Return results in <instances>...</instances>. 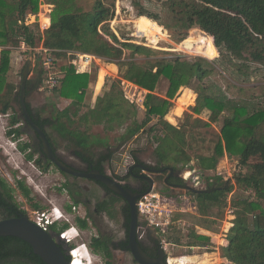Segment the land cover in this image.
Masks as SVG:
<instances>
[{
	"label": "trees",
	"instance_id": "1",
	"mask_svg": "<svg viewBox=\"0 0 264 264\" xmlns=\"http://www.w3.org/2000/svg\"><path fill=\"white\" fill-rule=\"evenodd\" d=\"M39 1L0 0V113L12 111L6 134L18 138L26 129L33 133L25 122L18 118V113L13 108L15 85L6 82L4 78L9 69L10 48L26 45L33 50L41 43L43 48L50 50L56 60L66 58L68 52H80L98 57L107 63H114L118 68L119 78L112 81L111 89L124 79L150 91L143 102L145 118L141 122L136 120L135 106L129 103L121 91L111 89L97 96L92 107H85L80 111L85 84L65 80L52 91L58 96L59 101L68 99V102L60 110H56L53 117L40 116V113L27 102V110L33 121L43 129L48 139L52 133L46 131L47 127L54 133L64 129L70 131L78 121V127L70 132L67 140L70 142L69 146L79 148V153L83 154L91 153L94 144L88 132L92 125H102L107 132L121 130L115 138L119 142L118 147L141 131L149 117L153 115L157 117V122L154 128L151 127L149 130L153 131L159 127L163 132L161 136L155 137L153 153L157 166L162 164L164 167L183 170L193 160L195 164L193 170L212 171L224 155L237 156L240 165L249 166V173L237 175L234 184L229 182V187L224 189L226 182L220 177L214 179L207 177L202 189L215 188L214 191L188 194L195 200L198 214L206 217L211 207L227 205L226 197L235 187L229 198L233 210L232 225L226 233L227 244L220 247V257L226 259L229 264H264V141L253 134L258 125L264 124V108L253 107L243 110L239 115L237 113L227 115L222 121L220 135L216 137L209 154H193L190 151L192 129L210 127L212 123L217 122L218 116L229 104L227 99L226 102H222L207 91L209 88L205 79L218 68L224 73L229 70L231 73L245 75L247 80L251 63L264 66V0H155L157 3L153 11L139 0H131L137 19L148 25L155 24L161 33L164 34L163 30H175L176 27L187 29L192 35L188 36L189 39H185L187 33L179 28L171 34L178 43L185 39V45L192 46V51L196 53L203 52L204 49L196 44L192 45L198 41L193 35L199 29L209 35L204 37L200 34L203 39L209 41L212 49H217L218 56L212 60L195 57L191 62L179 56L163 57L160 54L165 51L128 42L127 39L119 40L107 24L114 16V0H93L87 11L77 7L75 0H43L53 5L54 13L49 28L41 33L37 23L27 25L24 22L26 17L37 13ZM40 7L43 23L47 25V10L42 3ZM192 37L194 38L191 39ZM126 51L129 52L128 58H125ZM138 56L142 57L140 59L142 61L136 60ZM35 59L37 69L40 60L38 56ZM65 71L71 73L67 68ZM46 78L45 71L39 69L33 81L27 80L26 93L46 84ZM160 78L168 82L165 97L153 93ZM102 79L103 71L100 70L96 91L100 89ZM193 82L196 83L195 87L191 86ZM182 86L192 87L193 95L188 100L191 92L185 90L177 99L173 114L179 117L187 104L186 108L198 113L207 110L208 121L197 117L191 119L192 116L185 113V119L191 121L177 127L164 119L173 106L170 99H173ZM69 92H72L71 97H67ZM168 120L173 122V119ZM235 134L237 137L233 140ZM33 135L37 138L35 134ZM20 149L26 150L27 160H31L33 154L40 151L35 144L30 143H23ZM110 154L111 152L107 151L106 157ZM132 155L139 161L135 157V152ZM46 170L45 166L43 171ZM196 177L199 178L198 175ZM179 181L183 183V180ZM199 183L195 181L194 187H198ZM17 184L27 195L28 191L22 183ZM147 187L148 185L144 184L139 188V192L144 193ZM162 194L174 197V194L169 192ZM33 207L40 209L37 204H33ZM22 215L26 213L13 214L15 217ZM10 216L12 217V214L6 217ZM64 228L61 227L60 230ZM186 236L189 246L209 242L208 237L198 235L193 230ZM174 240L179 241L176 236ZM14 243H18L24 249L21 251L16 249L18 246ZM31 251L30 245L19 238L0 237V264L20 262L28 264L30 261L34 264H45L37 255L28 256L27 252Z\"/></svg>",
	"mask_w": 264,
	"mask_h": 264
},
{
	"label": "rangeland",
	"instance_id": "2",
	"mask_svg": "<svg viewBox=\"0 0 264 264\" xmlns=\"http://www.w3.org/2000/svg\"><path fill=\"white\" fill-rule=\"evenodd\" d=\"M139 1L149 10H155V4L157 3L155 0H151L152 2H147V0ZM92 2L93 0H75L76 6H79L82 11L89 10ZM41 3L45 5V10H47V25L49 26L51 24L52 14L54 13L53 5L47 4L43 0ZM41 3L39 1L37 13L26 17L24 21L25 24L33 25L37 23V25L40 27V24H42L43 21L40 13ZM114 4V16L107 21V24L121 41H125L127 39L126 41L128 42L144 45L158 51H165L163 53L160 52V56L167 58L179 56L188 62L193 61L195 57H205L208 60H212L219 54L218 51H216L217 49H212L211 46H209V41L202 38L200 34H202L204 37L209 35L200 29L193 35L198 41L192 45L196 44V46H200L205 51L203 50V52L196 53L192 51L190 45H185V47H182L180 42L178 43L174 41V36L171 33L176 31V29L179 27H176L175 30H163V34L156 29L155 24L148 25L137 19L136 10L134 7H132L131 0H114ZM159 26L164 27L162 25ZM179 30H183L187 33V38L185 39H189L188 36H192L185 28H179ZM40 32L42 33L41 29ZM193 38L194 37L191 39ZM42 48L43 47L41 43L37 47L33 48V50L26 45L10 48L9 69L7 70L4 78L6 82H10L15 85L14 92L16 91L17 86L20 84L21 72L25 62L28 61V59H31V70L28 80L33 81L37 77L38 71L41 69V63L43 61V56H41L43 53L40 51L43 50ZM128 54L129 52L126 51L125 58H128ZM36 56H38L40 60V65L36 67L37 69H35ZM70 57L71 56L67 55L66 58H58L57 67L58 70L64 74L62 78L63 80L61 79V81L65 80L69 81L70 83L85 84V90L84 94L82 95V101L80 105L81 111L82 106L89 107L90 105H93L95 100L94 98L102 95L108 89H111L110 85L112 81L119 78L118 68L114 63H107L100 59L92 62L93 64L89 65L86 70H83L85 72L82 74H75L73 65L68 63ZM141 58L142 57L138 56L136 60L142 61L140 60ZM66 68L71 70V73H65ZM100 70L103 71L102 85L100 89L96 91L95 87ZM238 75L239 74L231 73L229 70L224 73L222 70L217 68L214 74H211L205 79V83L209 88L207 91L214 94V96L222 102H226L227 99L229 104L228 107L224 108L220 113L217 122L212 123L210 127L192 129L193 137H191V153H200L206 155L210 153L211 146H213L216 137L220 135L222 121L227 115H232L235 113L239 115L243 110H248L250 108L252 109L253 107L259 109L264 108V66L251 63L250 74L247 80L245 75ZM127 82L124 81V79H121V82L116 83L117 85H115V87L111 90L122 92L123 96L129 101V103H132L135 106L136 120L137 122H141L145 118L143 102L145 96L150 91L140 88L133 83L130 85ZM195 84L196 83L193 82L191 86L195 87ZM167 87L168 82L164 78H160L158 84L153 90V93L165 97L164 95ZM192 87H180L173 99H170L173 106L171 107L168 114L165 115L164 119L174 126L178 127L183 123H189L191 119L196 117L202 119L203 121H208L209 112L207 110L198 113V111L186 108L187 104L185 107H183V111L179 117L173 114V110L176 107V101L182 94H184L185 90L191 92L189 99L192 97ZM40 89L41 88L38 87L29 92L27 96L28 103L34 110L40 113V116L53 117L56 114V110H60V108L63 107V104L59 102L58 96L54 94L53 91ZM14 96L15 95L13 94V97ZM71 96L72 92H69L67 97ZM12 105L14 110H16L18 113V96H16V98L12 101ZM11 113L12 111H8L6 114L0 113V178L11 187L15 195V199H17L20 207L26 209V211L31 212V210H33V207H31L30 203H38L42 209L49 208L50 206H57L60 208V204L62 203L63 199L60 198V193L57 189L56 183L59 173H57L55 169L48 172H42L37 168V166L34 165V162L32 161L33 158L31 160L25 159L26 150H21L20 146L24 141L29 139L32 140L33 135L31 131L26 129L27 132L18 138L7 136L5 133L8 130ZM185 113H188L192 116L189 121L185 119ZM168 119H173V122L169 121ZM156 122L157 117L151 115L141 131H139L132 139L119 145L118 147L117 145L119 142L116 141L115 138L118 137V135L121 133V130L115 129L114 131L107 132L103 129L102 125H92L88 132L90 135V140L94 141L93 143L95 144L93 149L98 153H107L106 151L111 152V159L109 163L108 161L106 162V160L102 161L105 169L110 172H115L117 175H123L127 170V167L133 162L132 160H134L132 155L133 152H135V157L139 161L151 166L156 165V157L153 153V149L156 145L155 137L161 136L163 133L159 127L153 131L149 130L151 127L154 128ZM78 123L79 122L77 121L70 131L64 129L63 131L60 130L54 133L49 129V127H47V131L52 133L51 137L57 145L59 141L63 143L67 139L70 132L78 127ZM253 134L256 138L264 141V124L258 125ZM236 137L237 134L233 136V140H235ZM188 139H190V135L188 136ZM223 158L224 156L221 157L217 163L216 168L218 169L212 171H199L197 169L193 170V167L195 168V164L192 160L189 163V166L182 170L183 176H185L187 172L191 173L188 181L186 182L194 186L193 183L195 181H199L200 185L195 188L202 189L205 186L206 178L211 176L212 179L220 177L222 181L224 180V182H230L233 185L234 178L237 175H245L249 173V166L244 167L240 165L237 162V156H227L226 162L222 160ZM67 159L70 158L67 157ZM188 167H191V169L189 170ZM217 172H221L222 176H217ZM145 174L147 176L149 175L148 173ZM197 175L199 178L196 177ZM149 176L152 178L154 177L155 180L159 181L162 179V175ZM17 181H22L24 185L30 189L32 197L31 202H29V200L22 199L16 186ZM230 183L226 187H229ZM151 188L160 190V186L157 184V182L153 183ZM234 190L235 187L227 195L226 198L228 200ZM245 194L247 193L245 192ZM250 198L253 199L252 196H250ZM167 202L170 206L178 207L177 205H179L185 210V212L181 215V219L185 222V226L181 225L180 230L171 235V243H173V246L167 247V250L169 251V255L172 257L169 258L167 264H229L226 259L220 257L221 246H216L215 248L210 242V237L206 234L201 232L197 233L198 235L208 237L209 242L196 246H189L187 244L188 236H186L190 231H196L197 229H200L202 232L208 230L211 232V234L220 235L221 230L228 225V222H224L228 216L226 213L228 208L227 205L213 206L208 210L206 217H201L198 214L195 200L188 194L187 191H176L174 197L170 198V201L168 200ZM67 214L71 220L68 224V228L74 226L77 229L76 224L72 221L70 213ZM72 215L74 214L72 213ZM62 223L63 221H61L59 225ZM206 225H208V229L206 228ZM75 228L74 230H70V233L76 232L80 236V230H76ZM79 236H75V238L78 239ZM175 236L179 241L175 242ZM222 236L223 235H220L219 237L221 238ZM213 240L218 241L219 239L217 236H213ZM77 242H83L86 244V239ZM77 251L82 252L81 256H85L87 260L91 261L90 264H100V262L97 260V257L90 251V249L87 248V251L78 249Z\"/></svg>",
	"mask_w": 264,
	"mask_h": 264
},
{
	"label": "flooded vegetation",
	"instance_id": "3",
	"mask_svg": "<svg viewBox=\"0 0 264 264\" xmlns=\"http://www.w3.org/2000/svg\"><path fill=\"white\" fill-rule=\"evenodd\" d=\"M28 94L29 93H27V96ZM26 132L27 131H25V133ZM33 134L34 132L32 135ZM48 140L56 157L68 167L81 173H90L93 170H97L104 176L117 182L122 188L129 189L134 193L142 194L139 192V188L144 184L148 185L146 179L148 177L151 179L152 185L157 182L160 186V190H157L162 193L169 192L170 194H175L176 191H183V189L180 188L181 185L186 184L191 186V184L184 181L182 170L172 169L167 166L164 167L162 164L151 166L134 159L123 175H117L115 172L106 170L102 164L103 160H106V162L108 161L109 163L111 154L109 157H106L107 153L100 154L96 152L93 149L95 144L91 147V153L80 154V149L69 146L70 142L67 139L63 143L59 141L57 145L52 137H49ZM23 143L35 144L39 148L40 151L33 154L32 161L40 171L48 172L55 169L57 173H59L56 183L60 198L63 199L60 204V209L62 208L61 210L65 216V220H61L63 223L60 225V229L61 227H65L62 230L68 229V224L71 220L67 213H70L72 221L76 224L77 229L80 230V236L77 235L79 236L78 239L74 238L72 244L69 245L58 239V233L62 230L54 229L53 227L49 229L48 234L61 249L64 256L68 259L70 247L73 244L78 243L77 241L86 239L87 248L97 257L100 264H139L134 261L130 249L128 248L130 214L127 201L98 180L84 176H73L61 172L43 155L41 151V143L37 138H34V135L32 140L29 139ZM67 157L70 159H67ZM47 162L50 163L48 164ZM138 164L149 166L158 170V172L145 170L142 166H138ZM45 166L47 167V170L43 171ZM162 168L166 169L163 171L159 170ZM145 173L153 176L162 175V179L160 181L155 180L154 177L147 176ZM179 180H183V183ZM17 182H21L24 188L28 191V194L25 195L18 184L16 185L22 199L31 202L32 197L30 189L26 187L22 181ZM33 204L38 205V203ZM33 204L30 203L31 207H33ZM52 207L45 208V210L50 213ZM37 209L39 208L33 207V210ZM20 212H27L28 214H26V216L31 220L29 212L20 207L17 199H15L11 187L0 178V219L9 218L6 216L10 214H12V217H15L13 214L16 215ZM72 213L74 215H72ZM81 224L84 226L82 227ZM138 226L139 218L137 216L136 239L142 251L159 264H167V253L161 246L157 235L151 229L147 230L143 235H140L138 232ZM15 245L18 246L16 249H19L20 251L24 249L22 246L18 245V243ZM27 254L28 256H31L32 254L35 255L32 251L27 252ZM21 263L22 262L19 264ZM27 263L34 264L31 261Z\"/></svg>",
	"mask_w": 264,
	"mask_h": 264
},
{
	"label": "built area",
	"instance_id": "4",
	"mask_svg": "<svg viewBox=\"0 0 264 264\" xmlns=\"http://www.w3.org/2000/svg\"><path fill=\"white\" fill-rule=\"evenodd\" d=\"M48 25H45L42 21L39 29L44 31L49 28ZM40 50L43 53V61L41 63V69L46 73V84L41 86L40 90H52L57 87L63 78V72L58 70L57 60L51 55L50 50L47 48H42ZM31 50V49H30ZM68 56L70 57L69 64L73 65L75 74H82L83 70H86L89 65L93 64L95 60H100V58L95 57L90 54L80 53V52H68ZM75 57V58H73ZM215 170V169H214ZM191 173L187 172L185 176H183L184 181H188ZM217 176H222V173L217 172ZM202 176V175H201ZM206 178V177H205ZM170 201V197H166L164 194L160 193L156 188H151L148 192L142 193L135 202L136 212L139 218V226L138 232L140 235H143L147 230L151 229L157 235L161 246L169 255V251L167 247L173 246L170 240V234L173 230H180V226H185V222L179 217L180 214L185 212L182 207L170 206L167 201ZM227 215L225 219V223L228 222V225L225 226L220 235H223L221 238L218 234H211L207 232L206 235L210 237V242H214L212 240L213 236H217L219 241L218 246H224L227 244L226 233L228 228L231 226V220L233 218V210L229 204V200L227 199ZM28 214V213H27ZM29 217L31 221L39 227L41 230L48 232L51 227H58L61 220H65V216L62 210L53 206L50 210V213L45 209H37L29 212ZM70 230H74V228L70 227L66 230H62L58 233V239L63 241L65 244H72L75 236L78 234L76 232L70 233ZM198 233V231H196ZM78 249H82L83 251H87V245L83 242L73 244L68 252V264H74L76 260L78 262L81 261V264H90V261L84 256L82 257V252L77 251ZM172 256H168L169 258ZM76 264V263H75Z\"/></svg>",
	"mask_w": 264,
	"mask_h": 264
},
{
	"label": "water",
	"instance_id": "5",
	"mask_svg": "<svg viewBox=\"0 0 264 264\" xmlns=\"http://www.w3.org/2000/svg\"><path fill=\"white\" fill-rule=\"evenodd\" d=\"M180 42L181 46L185 47V42L183 40ZM30 70L31 59H28V61L25 62V65L23 66L21 72L20 84L17 86L16 91L14 92V97H16L17 95L19 97L20 110L18 113V118L24 121L25 124L34 132V134L37 136V139L41 143V151L43 155L61 172L73 176H84L98 180L111 191L127 201L130 214L128 248L130 249L134 261L139 264H159L157 261L152 260L142 251L136 239L137 214L135 201L141 194L134 193L129 189L122 188L117 182L109 179L97 170H93L90 173H81L79 171H76L62 163L52 151L50 142L46 137L45 132L39 125H37L33 121L27 110L26 104L28 100L26 93V81L28 80ZM138 166H142L145 170L151 172H158V170L146 165L138 164ZM165 169L166 168H162L159 170L163 171ZM169 169L172 170L171 168ZM146 179L148 187L145 192H148L152 187V181L149 177ZM227 185L228 182L226 181V186ZM226 186L223 187V189L226 188ZM180 188L191 193H209L215 190V188L198 189L192 185L189 186L186 184L181 185ZM4 236H13L29 244L32 252L37 255L45 264H68V259L64 256L61 249L54 242L48 232L43 231L39 227H37L26 215L0 219V237Z\"/></svg>",
	"mask_w": 264,
	"mask_h": 264
},
{
	"label": "crops",
	"instance_id": "6",
	"mask_svg": "<svg viewBox=\"0 0 264 264\" xmlns=\"http://www.w3.org/2000/svg\"><path fill=\"white\" fill-rule=\"evenodd\" d=\"M41 1L42 0H40V3H41ZM125 81V80H124ZM127 82V81H126ZM128 84H130L131 85V83H129V82H127ZM60 84H61V81H60V83H59V85L57 86V87H59L60 86ZM41 86H43V85H41ZM41 86H39V87H41ZM132 86H133V84H132ZM56 87V88H57ZM38 88V87H37ZM53 90V89H52ZM52 90H50V91H52ZM101 96V95H100ZM15 98V97H14ZM94 99H96V98H94ZM190 100V99H189ZM59 102H61L62 104H63V106L66 104V102H68V99H61ZM94 102H95V100H94ZM94 104V103H93ZM93 105H90V107H92ZM19 108H20V106H19ZM83 108H85V107H81V109H83ZM20 110V109H19ZM19 113V112H18ZM22 121V120H21ZM6 134V133H5ZM7 135V134H6ZM8 136V135H7ZM224 162H226L227 161V156L226 155H224V158L222 159ZM221 160V161H222ZM218 168H216L215 170H217ZM219 173H221V172H219ZM209 178H212L211 176H209ZM226 186V185H225ZM159 191V190H158ZM185 191V190H184ZM189 192V191H188ZM170 198H173V197H170ZM184 213V212H183ZM182 213V214H183ZM136 214H137V212H136ZM182 214H180V218H181V215ZM137 216H138V214H137ZM231 223V222H230ZM232 225V224H231ZM72 227H74V226H72ZM54 229H60V225H58V227H56V226H54L53 227ZM75 228V227H74ZM197 228V227H196ZM229 229V228H228ZM179 230H177V229H175V230H173L172 232H171V234H170V240H171V242H172V239H171V235L173 234V233H175V232H178ZM196 231H198V233H204V234H206L207 232H209L208 230H206L205 232H202V231H200V229L198 230H196ZM195 231V232H196ZM228 231V230H227ZM197 233V232H196ZM211 233V232H210ZM212 240H213V237H212ZM214 241V240H213ZM220 240H218V241H214V242H212V244L214 245V247L216 248V246L218 247V245L217 244H220V243H218ZM225 246V245H224Z\"/></svg>",
	"mask_w": 264,
	"mask_h": 264
},
{
	"label": "bare ground",
	"instance_id": "7",
	"mask_svg": "<svg viewBox=\"0 0 264 264\" xmlns=\"http://www.w3.org/2000/svg\"><path fill=\"white\" fill-rule=\"evenodd\" d=\"M83 257V256H82ZM81 264V261L80 262H78L77 260H76V262L74 261V264Z\"/></svg>",
	"mask_w": 264,
	"mask_h": 264
},
{
	"label": "clouds",
	"instance_id": "8",
	"mask_svg": "<svg viewBox=\"0 0 264 264\" xmlns=\"http://www.w3.org/2000/svg\"><path fill=\"white\" fill-rule=\"evenodd\" d=\"M167 262H168V255H167ZM90 263H91V261H90Z\"/></svg>",
	"mask_w": 264,
	"mask_h": 264
}]
</instances>
